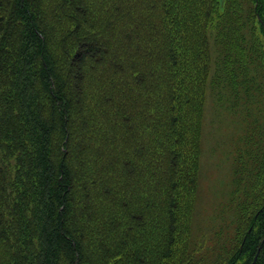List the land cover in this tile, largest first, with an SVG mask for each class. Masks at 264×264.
Instances as JSON below:
<instances>
[{
    "label": "rangeland",
    "instance_id": "1",
    "mask_svg": "<svg viewBox=\"0 0 264 264\" xmlns=\"http://www.w3.org/2000/svg\"><path fill=\"white\" fill-rule=\"evenodd\" d=\"M0 1L2 3L0 8V25H2L0 32V159L2 161L0 163L10 170L9 182L1 179L0 171V210H3L4 221V224L0 226V264H39L36 261L40 251L37 230L41 214L45 210L38 195L42 193L43 186L50 185V182L55 183L57 172L50 173L46 168H38L45 177L51 175L52 179L48 183L45 178L37 174L36 166L43 157L44 146L41 138L32 135L28 109L30 108L36 114L35 118L39 122L55 125L47 144L48 155L53 161L54 168H58L63 159V149L67 152L68 146L63 148L61 145L65 140L61 128V116L59 113L55 116L53 104L51 106V102L48 103L51 97L48 92L45 94V89L38 82L37 75L31 76L35 79L31 88L27 87L25 90L21 87L26 82L27 74L20 73L19 58L9 59L7 57L9 52L6 49H11L18 55L24 50L26 24L20 18V12L15 6L18 0ZM27 1L22 0V5ZM148 1L154 0H35L30 5L29 14L34 15L37 26L41 27L43 33L44 56L50 58L54 68H57L55 71L63 78L66 71L73 68L71 67L73 56L77 51L83 50L85 42L92 37L98 40L107 51L111 47L116 58L110 62V66L117 65L118 59L119 63L126 64L130 53L140 56L136 66L142 70L129 72L125 76L126 83L123 87L125 94L121 97L123 109L126 110L121 115L124 121L122 122L123 135L121 140L113 144L114 151L111 153V160L116 162L120 159L121 161V165L112 171L116 176L117 173L120 175L122 173L123 180L116 182L109 178L104 183L106 178L98 179L90 173L88 178L77 176L76 186L79 185V188L72 196L84 201L86 198L95 197L87 191V189L95 188L96 191L103 193L102 202L99 201L98 204L104 210L101 218L94 221L89 211L85 209V203L79 205L77 215L80 214L82 219L89 220L83 221L81 226L87 227L84 236L91 241V247L88 244L83 250L85 256L82 264H187L188 258L184 256L185 248L192 244L204 246V239L208 238L209 231L212 230L210 227L214 225L221 208L227 203L234 189L235 147L238 138L244 133V127L239 122L238 114L227 106V95L223 92L224 89H222V105L213 95L209 86L215 75L216 65L213 62V54L208 53L198 44L193 46L194 36L186 23L189 14L187 9L196 4L202 5L206 1L176 0L173 8L176 17L169 11L171 16L168 14L166 18L169 37L175 31L176 19L178 31L186 33V38H179L178 44L174 47L177 57V74L173 77L175 108L173 112L171 108L164 109L170 112L165 129L170 133L172 148L178 154V159L166 154L164 159H150L148 155L152 154V149L149 150L148 145L151 143L148 142V136L144 130L133 128L130 131L129 129L131 124L139 125V123H145V120L141 118L139 111L130 112L135 110L127 108L125 103L131 104L134 98L138 101L146 100L149 95V89L146 86L154 89L151 93L153 95L148 98L149 111L152 110L151 105L156 102L166 104L168 101V95L163 88L165 83L162 80V74L157 72L145 75L144 62L151 60L160 65L164 57L161 53L162 33L148 32L144 35L141 29V25L155 27L153 20L157 21L160 16L157 6L153 3L148 5ZM209 1L207 0V5ZM211 1L214 6H218V10L224 9L225 0ZM180 7L184 8V12ZM144 10H152L153 20ZM101 11L104 12V16L100 14ZM110 17L126 23L127 28L114 33L109 32ZM85 20L88 25L84 24ZM258 27L261 32L260 24ZM126 34H130L135 40H127ZM154 43H158L159 47H156ZM109 60L107 53L103 61L91 67L92 71H88L84 80L86 83L83 82L80 88L85 92L94 91L91 82L101 77L103 72H110L116 81L121 74H117L116 69L109 66ZM35 63L37 68L42 66L40 59H37ZM27 67L26 65V69ZM156 68L159 69V67ZM73 74L74 71L66 77H72ZM129 82L131 85H127ZM55 86H57L56 80H52L50 88ZM112 86L113 84L109 83L105 87L110 90ZM192 87L201 90L203 102L197 100L195 104L190 103ZM71 91L72 97L79 94L75 79ZM35 94L39 96L38 103ZM107 95L114 98L111 93ZM20 99H25V104H22ZM73 109L77 112L81 110L77 106ZM141 109L140 105L138 110ZM151 113L157 115L155 111ZM74 117L76 118L75 113ZM173 118L177 123L172 122ZM73 127L72 133L73 129H77L76 122ZM156 128L158 132L163 130L161 126L156 125ZM109 131L108 126L103 124L100 131L101 138H106V133L109 135ZM119 141H121V148ZM103 148L101 147L100 155L92 157L100 160L103 172L107 176L111 169ZM157 151L163 152L161 149ZM42 179L45 185L40 184ZM18 183L20 187H17ZM31 190L34 195L31 194ZM11 197L12 209H18L17 213H13L8 207V199ZM171 201L174 202L177 232L172 252L166 258L168 211ZM90 203H92L91 200ZM98 223L109 226L106 231L110 233V236L103 232ZM248 227L247 225L246 231ZM13 230H26V251H23L17 238L11 234ZM76 234L78 236L81 232L77 230ZM252 237H254L253 243L258 244H255V252L245 251L236 264H251L257 248L264 239V221H258L254 225ZM53 251H56L58 262L69 264L68 252L66 258L64 251L56 244ZM100 251L101 255H99Z\"/></svg>",
    "mask_w": 264,
    "mask_h": 264
},
{
    "label": "trees",
    "instance_id": "2",
    "mask_svg": "<svg viewBox=\"0 0 264 264\" xmlns=\"http://www.w3.org/2000/svg\"><path fill=\"white\" fill-rule=\"evenodd\" d=\"M34 1L28 0L26 4L22 5V0H18L17 5L15 4L20 12V18L26 24V35L24 37L26 41H24V50L20 51L19 55L11 49H6L9 52V55H6L9 59L19 58L21 62L20 73L27 74L26 82L21 86L25 90H27V87L28 89L31 88L35 83V79L31 76L37 75V80L45 89V94L48 92L51 97L48 103L51 102V106L53 104L55 116H58V113L61 116V128L65 139L61 145L63 148L68 146L67 152L63 149V159L58 168H54L53 161L48 155L49 148L47 144L55 125L54 123L39 122L35 118L36 114L28 105L31 121L28 120L32 125V135L41 138L44 146L43 157L40 158L36 166L37 174L41 178H45L48 183L52 179L51 175L45 177V174L38 168H46L50 173L57 172L55 183L50 182V185L43 186L42 193L38 195L45 211L41 214L40 225L37 230L40 251L36 256V261L39 264H61L56 258V251H53L56 244L64 251L66 258L67 252L69 253V264H82L85 256L83 250L88 244L91 247V241L84 236L87 227L81 226V223L89 220L82 219L80 214L77 215L79 205L85 203V209L89 211V215L94 221L101 218V213L104 210L98 204L99 201L102 202L101 196L103 193L96 191L95 188L87 189L88 193L95 197L86 198L84 201L72 196L79 188V185L76 186L77 176L88 178V173H90L98 179L106 178L103 181L104 183L109 178L114 179L116 182L123 180L122 173L121 175L117 173L116 176L112 171L121 165V161L120 159L116 162L111 160V153L114 151L113 144L117 140H121L123 135L124 125H122V122L124 121L121 115L126 110L123 109L121 97H124L122 95L125 94L123 90L126 83L125 76L129 72L142 70V68L136 66L140 56L139 54L130 53L126 64L119 63L118 59L117 65L110 66V62L116 58L111 47L107 51L98 40H94L92 37L88 42H85L83 50L77 51L76 55L73 56L71 64L73 68L67 70L63 78L55 71L57 68H54L50 58L44 56L41 27L37 26L34 15L29 14L31 12L30 5ZM201 1H206V3L196 4L187 9L189 14L186 23L194 36L193 46L198 44L208 53L213 54V62L216 65L215 75L209 86L213 95L216 96L217 102L219 101L218 103L221 105L223 100L222 89H224L223 92L227 95V106L238 114L239 122L244 127V133L238 138L235 147L234 189L227 203L221 208L220 215H218L214 225L210 227L212 230L209 231L208 238L204 239V246L203 244L200 246L198 244L188 245L185 248L184 256L188 258L187 264H236V261L240 259L245 251L255 252V244H258L252 241L254 239L252 237L254 225L258 221H264V0H225L223 10H218V6H214L211 0L208 5L207 0ZM175 2L176 0L148 1V5L153 3L157 6L160 16L155 21L152 19V10H144L156 25L155 27H145L140 24L144 35H147L148 32L153 34L160 32L163 35V50L161 53L164 54V57L161 64L158 65L151 60L144 62V64L146 76L157 72L162 74V80L165 83L163 88L168 95V101L166 104L156 102L151 105L152 110L149 111L148 98L153 95L151 93L154 89L146 86L149 89L146 100L138 101L134 98L131 104L125 103L127 108L135 110L130 112L139 111L141 118L145 120V123H139V125L131 124L129 129L130 131L133 128L144 130V133L148 136V142L151 143L148 148L149 150L152 149V154L148 156L153 160L164 159V154L178 159V154L172 148L170 133L165 129L167 116L170 115V112L164 110L165 108H171L170 110L173 112L175 108L173 77L177 74V57L175 56L174 47L178 44L179 38H186L185 31H178L176 18L173 35L169 37L167 32L166 18L168 14L170 15L169 11L176 17L173 11ZM1 7L2 3L0 1ZM205 8H207V13H205ZM180 9L184 12V8L180 7ZM100 14L104 16L103 11ZM133 19L137 20L136 18ZM84 24L88 25V22L85 20ZM259 24L262 27L261 32L258 27ZM109 28V32L114 33L126 29L127 24L111 18ZM1 29L2 25H0V32ZM106 35L108 37V33ZM125 38L131 41L135 40L130 34H126ZM3 45L7 47L5 44ZM154 45L159 47L158 43H154ZM107 53L110 58L109 66L115 68L117 74H121L120 77L115 81L110 72H103L101 77L91 82L94 91L85 92L80 86L85 82L88 71L91 70V67L103 61ZM37 59L42 62V66L38 68L35 63ZM26 65L28 66L27 69ZM156 67H159V69ZM73 71L72 77H66L68 74H72ZM74 79L79 94L72 97L71 86ZM52 80H56L57 86L55 88H50ZM109 83L113 84L110 90L105 87ZM127 85H131V82ZM150 85L152 86V84ZM102 88L104 89L102 90ZM110 93L114 98L107 95ZM190 96L192 98L190 103L192 104H195L197 100L203 102V96L199 88L192 87ZM35 98L38 103V94H35ZM108 99L109 101H107ZM19 101L25 104V99ZM109 104L110 108H108ZM140 105L142 109L138 110ZM74 106L80 107L81 110L75 111ZM152 111H155L157 115L152 114ZM102 121L103 123H101ZM75 122L77 129H73L72 133ZM172 122L177 123L175 118L172 119ZM103 124L108 126L110 131L109 135L106 133L107 137L102 139L100 131ZM156 125L162 127V132H158ZM119 144L121 148V141H119ZM101 147H104L103 152L111 169L107 176L103 172L100 160H95L92 157L93 155H100ZM159 149L163 152L158 153L157 150ZM0 171L1 179L9 182L10 170L4 168L0 163ZM40 184L45 185L43 179ZM17 187H20L19 183ZM31 194L34 195L32 190ZM90 200L92 203H90ZM11 201L12 197L8 199V207L13 213H17L18 209H12ZM173 203L171 201L168 211L166 258L172 252L177 232V219L173 210ZM0 217H2L0 219L2 220L0 226H2L4 224L2 209L0 210ZM97 225L110 236V233L106 231L109 226L101 223ZM247 225L249 227L246 231ZM77 230L81 232L78 236L76 234ZM11 234L17 238L23 251H26V230H13ZM101 254L100 251L99 255ZM261 262L264 264V244L261 246L255 264H261Z\"/></svg>",
    "mask_w": 264,
    "mask_h": 264
},
{
    "label": "water",
    "instance_id": "3",
    "mask_svg": "<svg viewBox=\"0 0 264 264\" xmlns=\"http://www.w3.org/2000/svg\"><path fill=\"white\" fill-rule=\"evenodd\" d=\"M263 244H264V239H263L262 242H261V246H262ZM261 246L257 249L256 255H255L254 260H253V262H252L251 264H255V263H256L257 258H258V255H259V252H260V250H261Z\"/></svg>",
    "mask_w": 264,
    "mask_h": 264
}]
</instances>
